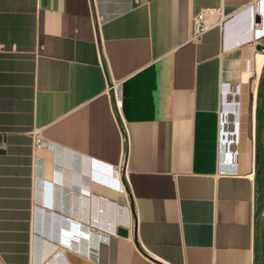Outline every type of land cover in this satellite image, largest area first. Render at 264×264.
Returning a JSON list of instances; mask_svg holds the SVG:
<instances>
[{
  "label": "crops",
  "instance_id": "0c3cea01",
  "mask_svg": "<svg viewBox=\"0 0 264 264\" xmlns=\"http://www.w3.org/2000/svg\"><path fill=\"white\" fill-rule=\"evenodd\" d=\"M261 4L0 0L5 264H264Z\"/></svg>",
  "mask_w": 264,
  "mask_h": 264
},
{
  "label": "built area",
  "instance_id": "2783aa9c",
  "mask_svg": "<svg viewBox=\"0 0 264 264\" xmlns=\"http://www.w3.org/2000/svg\"><path fill=\"white\" fill-rule=\"evenodd\" d=\"M260 7L264 11L262 4ZM254 18L255 17L253 16L252 18L253 22H254ZM224 19H225V15L222 13L221 10H219L218 17L216 18L210 15L209 11H205V10L202 11L195 17V37H199L204 31H206L210 27L217 25V24H221ZM108 89H112L114 91L115 97L117 100L116 105L119 107L120 103L118 102V91H117L116 84L115 83L109 84ZM38 141H40V139ZM0 264H5L1 258H0Z\"/></svg>",
  "mask_w": 264,
  "mask_h": 264
},
{
  "label": "water",
  "instance_id": "95a60500",
  "mask_svg": "<svg viewBox=\"0 0 264 264\" xmlns=\"http://www.w3.org/2000/svg\"><path fill=\"white\" fill-rule=\"evenodd\" d=\"M253 17L250 16V20L252 19ZM260 20V16L259 15H255V18H254V21H259ZM117 234L121 235V236H127L128 235V230L124 227H118L117 228Z\"/></svg>",
  "mask_w": 264,
  "mask_h": 264
}]
</instances>
